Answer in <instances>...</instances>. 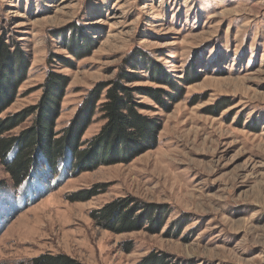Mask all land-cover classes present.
I'll return each mask as SVG.
<instances>
[{
  "label": "rangeland",
  "instance_id": "1",
  "mask_svg": "<svg viewBox=\"0 0 264 264\" xmlns=\"http://www.w3.org/2000/svg\"><path fill=\"white\" fill-rule=\"evenodd\" d=\"M2 41L8 71L30 67L0 115L25 117L6 138L35 125L55 75L68 84L57 138L99 98L79 140L91 149L120 78L161 130L130 162L58 178L43 164L19 187L0 159V264H264V0H0ZM166 79L182 81L178 103L152 96ZM126 199L165 210L158 234L93 220Z\"/></svg>",
  "mask_w": 264,
  "mask_h": 264
},
{
  "label": "trees",
  "instance_id": "2",
  "mask_svg": "<svg viewBox=\"0 0 264 264\" xmlns=\"http://www.w3.org/2000/svg\"><path fill=\"white\" fill-rule=\"evenodd\" d=\"M9 53L8 46L2 41L0 43V115L14 103L16 88L26 80L30 68L20 63L17 66L18 70L15 68L8 71L5 62L10 57ZM147 66L149 68L150 65ZM124 79L120 78L114 83L115 85L107 92V101L98 109L103 115L105 125L101 133L90 143L91 149L81 150L79 140L96 115L95 105L99 98L80 113L78 121L73 122L75 125L66 129L61 138H57L53 131L55 122L60 117L61 102L68 85L63 77L56 75L47 77L44 87L46 95L40 106L34 108L37 111L35 125L17 138L5 136L16 129L25 117L21 115L22 117L19 118H1L0 159L7 163L8 172L15 185L19 187L30 179L33 181H29V184L39 182L36 175L41 173L36 171H40L39 167L43 164L47 169V175L58 178L62 177V173L72 175L74 171L94 170L100 165L127 163L155 148L161 127L138 112L139 106L133 97L135 91L123 86ZM179 82L159 81L171 92L156 89L152 92V96L158 99L161 105L164 104L163 99L178 103L184 95L174 97L172 92H179ZM189 83L191 82L185 84ZM95 94L94 92L93 96ZM158 209L152 205H142L132 199L116 200L94 213L92 218L112 233L122 234L147 228L152 234H158L166 222L163 216L164 213L166 214L165 210ZM126 251L130 252L129 249ZM158 262L157 257L150 256L144 264H158ZM34 263L78 264L65 256H42Z\"/></svg>",
  "mask_w": 264,
  "mask_h": 264
}]
</instances>
